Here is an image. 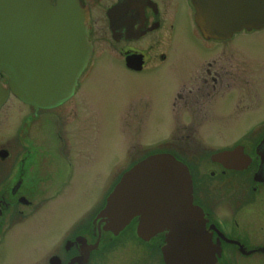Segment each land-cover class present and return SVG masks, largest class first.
Wrapping results in <instances>:
<instances>
[{
  "label": "flooded vegetation",
  "instance_id": "obj_1",
  "mask_svg": "<svg viewBox=\"0 0 264 264\" xmlns=\"http://www.w3.org/2000/svg\"><path fill=\"white\" fill-rule=\"evenodd\" d=\"M72 1L91 44L74 89L50 107L11 93L0 106V264H164L163 234L139 236L136 218L104 230L97 212L110 189L99 205L92 194L159 152L190 171L213 264H264V81L222 49L239 33L204 38L190 0ZM238 117L253 122L225 140ZM151 120L168 139L145 141ZM112 153L123 155L110 166Z\"/></svg>",
  "mask_w": 264,
  "mask_h": 264
},
{
  "label": "water",
  "instance_id": "obj_2",
  "mask_svg": "<svg viewBox=\"0 0 264 264\" xmlns=\"http://www.w3.org/2000/svg\"><path fill=\"white\" fill-rule=\"evenodd\" d=\"M206 38H228L264 27V0H191ZM90 44L72 0H0V105L8 92L36 106H52L73 89ZM103 229L122 230L137 218V234L163 232L165 264H212L202 213L192 202L187 166L169 153L147 155L128 170L97 214Z\"/></svg>",
  "mask_w": 264,
  "mask_h": 264
},
{
  "label": "rangeland",
  "instance_id": "obj_3",
  "mask_svg": "<svg viewBox=\"0 0 264 264\" xmlns=\"http://www.w3.org/2000/svg\"><path fill=\"white\" fill-rule=\"evenodd\" d=\"M238 36L239 37H233V39L224 43L222 45V49L225 51H230L231 55L233 57H238L241 63H245L246 66H248L250 70H253V74L256 73L254 81L256 82L257 85L261 84L264 81V30L261 32H258V33H255V32L249 33L247 31H245V32L239 33ZM107 48L112 49V47H110V46H108ZM259 79H262L263 81H260ZM259 90H260V98H261L260 99L261 107L257 108L256 109L257 111L255 112L256 113L255 117L258 120L257 121V127H260V125L262 123V121H259V120H264V84L260 85ZM135 94H136V92H135ZM251 122H253V121L252 120H246V119H240V117H238L237 121L232 122L233 124L225 125L224 131L227 135V136H225V140L227 138H229L230 136L241 134L243 132L241 130L247 129ZM144 124H146L145 133L149 132V135L151 137L150 139L145 138V141H147V142L155 141L158 137L160 138V141H164L165 138L168 139V136L165 135L164 133H161L160 131H159V134L157 133L154 120H151L150 122L144 121ZM196 125L200 126V125H203V123H194L192 125V128H194ZM149 126H150V129H149ZM181 128L182 127L180 126L179 129H181ZM186 129H189V128L187 127ZM238 131H241V132L236 134V132H238ZM173 138L175 139L174 142L176 144H178L179 146L185 147L188 144L186 140H184L181 137H178L176 134L174 135ZM131 142L133 143L132 140H128V143H129L128 145H131ZM227 143H229V142H227ZM134 150H136V146L133 148V152H134ZM115 155H120V159H121L122 158L121 156L123 154H120V153L119 154H113L112 153L110 156H108V161H112V164H110V166L115 165L114 162L117 160ZM122 167H125V165L121 163L118 165V167L116 169H120ZM77 186L78 185H72L71 184L70 186H68L66 188V192L68 190L76 188ZM82 187L83 186L80 185L79 189L76 192H74L71 197H69V198L73 197V203L76 205L79 204L78 203L79 196L77 194H79V190ZM111 188L112 187H110L109 185L108 186L103 185L101 183V181H98V180L96 181V185H94V189L92 190V194L96 197V201H97L98 205L100 204V202H101L103 196L106 194V192ZM88 202L89 201L86 202V205L88 204ZM86 205H84V206H86ZM49 239L50 240L45 238L48 246H51V244H52V242H50L51 238H49ZM18 255H19V253H18ZM102 258H104V256H102Z\"/></svg>",
  "mask_w": 264,
  "mask_h": 264
}]
</instances>
